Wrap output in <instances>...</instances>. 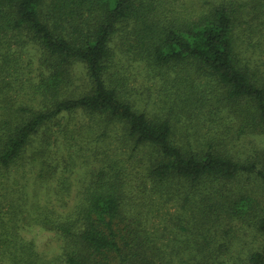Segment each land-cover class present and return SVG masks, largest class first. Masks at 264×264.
I'll use <instances>...</instances> for the list:
<instances>
[{
	"label": "trees",
	"instance_id": "trees-1",
	"mask_svg": "<svg viewBox=\"0 0 264 264\" xmlns=\"http://www.w3.org/2000/svg\"><path fill=\"white\" fill-rule=\"evenodd\" d=\"M176 1L0 0V264H264V0Z\"/></svg>",
	"mask_w": 264,
	"mask_h": 264
},
{
	"label": "rangeland",
	"instance_id": "rangeland-1",
	"mask_svg": "<svg viewBox=\"0 0 264 264\" xmlns=\"http://www.w3.org/2000/svg\"><path fill=\"white\" fill-rule=\"evenodd\" d=\"M194 0H184V4H182L183 1L181 2H175L174 5L176 8L179 9H190L191 7L194 6L193 4ZM182 4V5H180ZM264 32V31H263ZM76 68H74V71L79 75L78 78L80 80V85L84 84L85 79H83V74H82V69L80 66H75ZM82 77V78H81ZM138 79V78H137ZM78 80V81H79ZM139 80V79H138ZM142 80V79H141ZM138 84V82H137ZM130 86H134L136 87V84L131 80ZM145 88H150V98H154V102H158V99L156 97H160L159 94V85L157 83L156 86H151V83H142V89L140 88L139 91L142 92L144 94V101L146 100L147 102V97L148 95L146 94V92L143 91V89ZM159 94V95H158ZM141 102L140 104L144 103ZM147 104V103H146ZM142 106L143 110L146 112H150L152 110H154L157 106L154 105V103L150 102V105H146ZM79 161V159H77ZM79 167H81V165H79L78 167L75 168V170H73L72 174H69V180H70V184H71V194L70 197H68L65 200V203L68 204V206H71L73 204V200H74V196H75V191L79 190L81 188L80 185V175L79 173H81L80 171H77V174L74 173ZM173 205V206H172ZM178 205L177 204H167L162 206V208L159 210V217L156 218V223L159 224V227L162 229L166 228V231H164V233H162L161 235L164 237V240L168 241V244L172 246L173 243H176L175 241V237L174 234H172V232L174 233V230H171V216L175 215L176 211H177ZM189 212H187L188 215ZM191 222L189 220V215H188V219H184L183 222L184 224H186L185 222ZM172 231V232H171ZM20 235L22 238H24L25 240H31L32 242H34L35 245V249L37 251V253L46 259H49L53 256H55L58 253V248H59V241L57 240V238L49 232H46L44 230H41L40 228L36 227V226H32L30 228H25L23 230L20 231ZM188 237V236H187ZM190 238V237H188ZM180 239L184 240L186 239L184 236H181ZM251 239H248V237L244 238V245L246 246H250L253 242H251ZM170 247V246H168ZM167 250H169V248H167Z\"/></svg>",
	"mask_w": 264,
	"mask_h": 264
}]
</instances>
